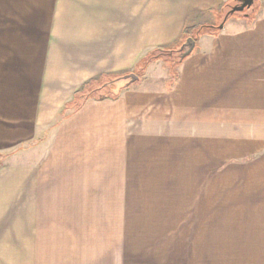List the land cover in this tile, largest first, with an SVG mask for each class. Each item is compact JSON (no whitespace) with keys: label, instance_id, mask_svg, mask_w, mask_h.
Here are the masks:
<instances>
[{"label":"crops","instance_id":"crops-1","mask_svg":"<svg viewBox=\"0 0 264 264\" xmlns=\"http://www.w3.org/2000/svg\"><path fill=\"white\" fill-rule=\"evenodd\" d=\"M244 1L0 0V264L66 263L51 232L100 199L185 210L169 264H264V0Z\"/></svg>","mask_w":264,"mask_h":264},{"label":"rangeland","instance_id":"rangeland-1","mask_svg":"<svg viewBox=\"0 0 264 264\" xmlns=\"http://www.w3.org/2000/svg\"><path fill=\"white\" fill-rule=\"evenodd\" d=\"M164 54L162 59L175 60ZM114 80L106 83V94L110 95L108 90ZM102 94L103 90H97L93 96ZM123 201L93 200V210L76 212L75 220L67 212L66 226L51 232L60 233L51 239V243L60 244L52 246L51 253L65 254L64 264H169L171 223L183 224L179 233L180 227L185 229V210H121ZM91 202L88 200V205ZM191 217L190 214L189 221Z\"/></svg>","mask_w":264,"mask_h":264},{"label":"trees","instance_id":"trees-1","mask_svg":"<svg viewBox=\"0 0 264 264\" xmlns=\"http://www.w3.org/2000/svg\"><path fill=\"white\" fill-rule=\"evenodd\" d=\"M206 28H210V27H206ZM200 32H201V31H200ZM193 39L196 41L197 38H193ZM164 53H166L167 55H171V54H173V53H176V54L178 55V53L175 52V50H173V49H158V50H155V51L151 52V53L146 57V60H145V62H144V67H142L141 70L145 69V67H147L151 61H154V60H158V59L163 58L162 56L165 55ZM176 59L180 60V59L178 58V56H177ZM126 87H127V86H125V82L114 83V84L109 88L108 91L110 92V95L118 96V94H119L124 88H126ZM107 89H108V88L104 86V87L98 88V89H96V90H93V92H89V93H84V90H83L81 93H79V95H77V97H75V103H74V105H75L76 107H77V106H80V105H79V101H78L79 99L82 100V102H81V104H82L85 100L89 99V98L93 95V93H95L97 90H98V91L103 90V91H104V94H106L105 91H107ZM107 95H109V94L103 95V96H101V97H104V96H107Z\"/></svg>","mask_w":264,"mask_h":264},{"label":"water","instance_id":"water-1","mask_svg":"<svg viewBox=\"0 0 264 264\" xmlns=\"http://www.w3.org/2000/svg\"><path fill=\"white\" fill-rule=\"evenodd\" d=\"M252 2H253V0H246V1H244V3L240 7L233 8L231 10L230 14H234V13H238V12H243L246 8H248V7L251 6ZM195 46H196V41L193 38H191V37L188 38L185 41V43L177 51L178 58L181 61L184 60L185 58H187L189 55H191V53L195 49ZM139 79H140L139 78V75H137L136 73H130V74L124 75V76H122V77L114 80L110 84L113 85L114 83L125 82V86L128 87V86L136 83Z\"/></svg>","mask_w":264,"mask_h":264}]
</instances>
